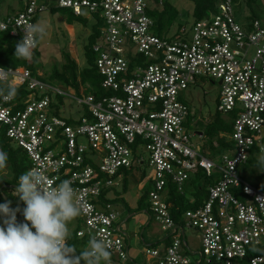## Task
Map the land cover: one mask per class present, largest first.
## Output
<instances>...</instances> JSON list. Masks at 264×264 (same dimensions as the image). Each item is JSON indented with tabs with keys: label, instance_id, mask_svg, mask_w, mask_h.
I'll list each match as a JSON object with an SVG mask.
<instances>
[{
	"label": "built area",
	"instance_id": "built-area-1",
	"mask_svg": "<svg viewBox=\"0 0 264 264\" xmlns=\"http://www.w3.org/2000/svg\"><path fill=\"white\" fill-rule=\"evenodd\" d=\"M150 0H57V7L93 19L92 45L102 93L80 96L44 81L25 66L0 67L25 87L11 101L0 98V133L21 147L29 169L40 168L55 183L69 180L83 211L75 238H103L111 255L127 260L126 234L109 191L148 152L152 188L148 198L162 230L172 232L165 249L147 247L148 264H192L184 229L200 234L201 258L209 264H264V191L240 172L250 158L264 154V22L236 17L234 1L171 35L155 31ZM162 6L163 0H153ZM46 6L26 0L18 12L0 16V32L22 40L24 29ZM203 78L221 86L218 111L231 124L232 149L210 159L187 128L190 108L181 94ZM76 91V90H75ZM84 94L82 90H79ZM68 96L82 108L65 116ZM63 105L57 113V98ZM214 180L207 197L177 223L169 209V185L180 193L194 177ZM195 202V198L191 200ZM21 202L19 222L23 223ZM69 243V240H68ZM198 262V263H199Z\"/></svg>",
	"mask_w": 264,
	"mask_h": 264
},
{
	"label": "rangeland",
	"instance_id": "rangeland-1",
	"mask_svg": "<svg viewBox=\"0 0 264 264\" xmlns=\"http://www.w3.org/2000/svg\"><path fill=\"white\" fill-rule=\"evenodd\" d=\"M38 1L44 3L46 9L39 14L36 24H43L46 28V34L39 40L41 56L36 64L37 73L48 78L55 68H61L64 60L62 56L63 51L68 52L71 57L77 61L80 68L84 67L87 64V58L84 53L85 45L89 42V35L95 29V21L93 19H88L87 22L83 24L74 20L72 23H68L67 16L71 14L68 12L70 10H60L57 13H52L50 10V6L57 5V0ZM169 1L176 9L178 15L169 30L165 32L167 35L173 34L182 26L190 25L195 19L193 16L194 3L191 0ZM25 2L26 0H0V16L18 12L19 9L24 6ZM149 4L152 8L161 7L156 1L153 2V0H150ZM234 7L236 17L240 22L248 18V16H255L264 22V0H239L238 3H234ZM61 87L68 89L65 86ZM80 87V90L84 92L85 87L82 85ZM75 90L74 92L80 96L88 94V92L81 94L79 91ZM220 90L221 86L218 81L213 82L210 78H203L199 80L197 84L182 92L181 97L190 108V117L186 125L191 132L203 131L205 129L204 126L209 124L213 119L215 120L217 116L228 122L229 117L218 111ZM64 100V115L79 117V110H81L82 106L77 104L76 100L71 97L65 96ZM192 139L197 144L199 151H202L203 138H199V136L196 135L193 136ZM12 144L17 147L15 143ZM140 153L146 159L145 164L141 166L134 165L131 169L127 170L124 174L126 189L123 182H120L114 189L109 191V196L113 198V208L120 213V219L124 222V228L126 232L129 233V237L133 244L135 243L136 247L144 251L148 247L145 245L147 242L156 243L168 235V232L162 230L159 223L155 220L154 211L148 197L142 207L137 209L139 197L145 191L152 188L151 177L153 174L152 168L147 162L148 152L141 150ZM257 164L258 163L248 165L245 169H241L240 172L242 175L244 173L252 184L256 185V183H259L264 186V169L258 168ZM9 171L10 169L7 168L4 172H0V179L9 178ZM193 191L196 190H192L187 194L190 201L194 198L192 196ZM8 193L9 196L12 197L10 207L12 209H19L20 211V202L15 200V192L11 190L8 191ZM0 196V204L6 203L5 196L1 191ZM19 211L16 213L17 220ZM76 220L77 219L69 224L70 234H73L74 228L78 225V223L76 224ZM2 222L3 217H0V224H2ZM186 238L191 252H193L189 253V257L193 261V264H196L201 258L198 253V251L201 250L200 234L193 229L186 228ZM79 243L82 242L79 240ZM86 246L87 243H82L81 248L83 249ZM142 256L143 255L140 253V258H142ZM111 260L114 262L112 264L131 263L128 260L121 259L116 254L113 255ZM202 264L207 263L203 260Z\"/></svg>",
	"mask_w": 264,
	"mask_h": 264
},
{
	"label": "clouds",
	"instance_id": "clouds-1",
	"mask_svg": "<svg viewBox=\"0 0 264 264\" xmlns=\"http://www.w3.org/2000/svg\"><path fill=\"white\" fill-rule=\"evenodd\" d=\"M46 34L43 24L26 26L22 40L15 45V57L30 61L39 40ZM3 68H0V73ZM19 85L5 75L0 79V98L13 100ZM8 167V153L0 149V172ZM258 168L264 169V154L258 158ZM15 195L26 205L23 223L9 203L0 204V264H111L108 244L92 236L79 251L68 243L71 224L83 208L69 180L55 183L40 168L30 169L18 178Z\"/></svg>",
	"mask_w": 264,
	"mask_h": 264
},
{
	"label": "trees",
	"instance_id": "trees-1",
	"mask_svg": "<svg viewBox=\"0 0 264 264\" xmlns=\"http://www.w3.org/2000/svg\"><path fill=\"white\" fill-rule=\"evenodd\" d=\"M194 3L193 16L194 20H198L203 18L204 16L210 14L211 12L216 10L218 3L221 0H191ZM234 3H238L239 0H233ZM22 9V8H21ZM50 10L52 13H57L60 10H65L63 8L57 7L56 5L50 6ZM67 10V9H66ZM65 10V11H66ZM71 14H68L67 21L68 23H72L74 20L80 23H86L87 20L75 16L72 12L68 11ZM67 12V13H68ZM149 15L155 22V31L160 35H167L165 33L174 23L177 18V11L169 0H163V4L160 8H150ZM39 15L36 16L35 21H37ZM249 19L257 18L255 16H248ZM98 36V27L95 25V29L89 35V42L85 45V55L87 58L86 65L80 68L79 64L75 59L71 57V55L63 51V64L61 68H55L51 75L48 78L44 76H40V78L44 81L65 86L66 88H74L77 91L80 90V86L82 85L84 88V92H88L95 97L99 96L103 91L100 88L101 84V76L97 71V67L95 65V55L92 50V45L97 39ZM20 39L17 37L11 36L8 32H0V67H19L25 66L30 69L32 72L37 73L36 64L38 59L41 56V52L39 50L40 41L36 49L34 50L33 58L28 60L17 59L15 57V45L19 42ZM62 84V85H61ZM18 94H28V91L25 87H20L18 89ZM55 105L57 113H59L61 106L63 105V99L57 98V103H53ZM205 129L201 131L203 133V143H202V153L206 154L210 159H217L219 155H222L226 151L232 149L233 145L229 141V136L231 133V124L229 122L220 119L219 116L213 119L209 124L204 126ZM13 141L6 136L5 131H1L0 133V149H3L8 153V167L10 169V178L0 179V191L5 196V199L8 203L12 201V197L9 196L8 191L15 192V186L18 185V178L21 174L28 171L30 166V160L25 153V151L17 146L15 147ZM258 163V158L252 157L249 161L244 164L241 169H245L248 165H254ZM240 169V171H241ZM243 177L247 179V176ZM248 180V179H247ZM249 181V180H248ZM214 180L212 178L203 177L199 175L194 177L186 186L185 193H180L177 190V187L174 185H169V209L177 223L182 222L183 213L190 208L196 207L207 197V187L213 183ZM123 184L125 185V179L123 180ZM6 185V186H4ZM12 187H8V186ZM258 188L264 191V186L259 183H256ZM126 189V185H125ZM189 190V192H188ZM192 190H196L192 192V196L195 198V202H191L188 199L187 194ZM150 190L145 191L138 199V209L142 207L146 198L148 197V192ZM15 200L20 202L21 200L19 196L15 195ZM113 202V200H109ZM20 213V211H19ZM77 230V229H76ZM75 230V232H76ZM75 234V233H74ZM172 237V235H171ZM169 239V238H168ZM83 244L86 241H80ZM82 243L77 241L73 245L77 249V255H79V251L82 250ZM69 244L72 245V242L69 240ZM81 245V246H80ZM151 247L156 246V244L150 245ZM203 261L198 264H202ZM193 264V263H192ZM209 264V263H207Z\"/></svg>",
	"mask_w": 264,
	"mask_h": 264
},
{
	"label": "crops",
	"instance_id": "crops-1",
	"mask_svg": "<svg viewBox=\"0 0 264 264\" xmlns=\"http://www.w3.org/2000/svg\"><path fill=\"white\" fill-rule=\"evenodd\" d=\"M19 10H21V9H19ZM9 172H8V174H9V178H10L11 174ZM1 189L2 188H0V190ZM76 219H77L76 220L77 221L76 224L78 223V225L74 228V231H75V229H77L78 227L81 226L80 217H77ZM120 221H121L120 222L121 227L124 230V233L126 234V244H127L128 253H129V256H128V259L127 260L131 262L130 264H148V263L152 262L153 260L150 259V258H147V256L144 254V251H142V249H139L138 247H136V244L135 243L133 244L132 240L129 237V233L126 232V229L124 228V225H123L124 222L121 219H120ZM74 231H73V234H70V237H69V240L72 242V245L74 243H76L77 241H79V240H77L75 238ZM171 235H172V232H168V235H166L165 237H163L162 239H160L158 242H156V243H150V242L148 243L147 242L145 245L148 246V247H151L150 245L156 244V246H154V247H157V248H160V249H165V247L168 246L170 244V242H171V239H172ZM182 236H183V239L188 242V240L186 238V229H184V232L182 233ZM140 253L143 255L142 258H140ZM191 253H193V252H191ZM112 257H113V255H110L111 264L114 263L113 260H111ZM196 264H198V263H196Z\"/></svg>",
	"mask_w": 264,
	"mask_h": 264
},
{
	"label": "water",
	"instance_id": "water-1",
	"mask_svg": "<svg viewBox=\"0 0 264 264\" xmlns=\"http://www.w3.org/2000/svg\"><path fill=\"white\" fill-rule=\"evenodd\" d=\"M15 187H18V186H15ZM6 203H8V201H6ZM21 206V205H20ZM17 222H19V217H18V220H17Z\"/></svg>",
	"mask_w": 264,
	"mask_h": 264
}]
</instances>
